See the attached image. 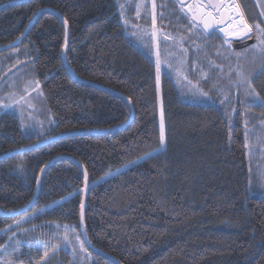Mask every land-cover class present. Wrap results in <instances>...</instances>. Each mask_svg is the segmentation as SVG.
<instances>
[{
	"label": "trees",
	"instance_id": "trees-1",
	"mask_svg": "<svg viewBox=\"0 0 264 264\" xmlns=\"http://www.w3.org/2000/svg\"><path fill=\"white\" fill-rule=\"evenodd\" d=\"M237 1L249 24L264 22L256 0ZM11 2L0 9V47L20 38L41 12L15 49L28 47L24 58L35 68L56 125L45 135H25L16 115L0 114V156L71 136L0 161V211L12 213L29 205L44 167L65 158L46 170L27 211L0 214V232L31 217L0 235V250L16 263L39 264L60 248L64 264H78L73 247L82 245L91 264H115L82 239L79 164L89 183L87 238L119 264H264V198L255 193L264 180V99L256 105L244 98L239 105L232 89L228 108L182 103L172 81L126 39L115 0H0V6ZM158 4L187 30L175 0ZM56 14L69 31L66 61L87 84L64 67L66 32ZM207 42L226 52L221 39ZM247 59L246 86L264 98V54ZM111 92L126 98L134 115L128 126L100 134L130 118L129 105ZM210 94L220 102V91ZM231 109L237 111L232 128L225 112ZM241 115L252 130L251 162Z\"/></svg>",
	"mask_w": 264,
	"mask_h": 264
},
{
	"label": "rangeland",
	"instance_id": "rangeland-1",
	"mask_svg": "<svg viewBox=\"0 0 264 264\" xmlns=\"http://www.w3.org/2000/svg\"><path fill=\"white\" fill-rule=\"evenodd\" d=\"M115 1L118 20L126 39L155 63L161 75L167 76L172 81L182 103L191 106H209L214 103V105L228 108L227 103L231 101L232 89L236 90L234 101L239 105H244L245 99L256 105L260 103L259 99L254 98L256 96L254 91L252 92L249 85L246 86L245 79H242V76L245 78L246 74L244 67L248 70L249 64H251L248 62L247 56L253 54L255 57L260 54L258 49L251 52L247 51L257 43L255 28L243 40L230 44L222 41L226 49V52L223 53L224 50L221 45L215 46L207 40L203 41L189 29H182L181 25L178 28L171 19L172 16L169 12L159 10L158 0ZM256 3L264 18V0H256ZM229 4L231 7L239 6L237 0H229ZM239 8L245 21L249 24L240 6ZM174 10H177L176 7ZM27 50V46H22L0 53V114L7 112L16 115L25 135L35 132L45 135L51 131L56 123L52 119L51 110L37 81L35 68L24 58ZM253 67L258 70L255 65ZM220 83L224 85L221 86ZM245 87H247L246 90ZM215 90L220 91L221 97L220 102L216 104L215 95L210 94ZM225 112L227 113L228 125L232 128L234 120H237V111L231 109V111L225 110ZM243 112L245 110L242 111V114ZM250 114L252 115L249 112L248 116ZM241 116L245 132L247 158L251 162L256 154L252 145L253 137L249 135L252 130L247 128L249 117ZM263 127L264 121L260 125V129ZM145 159H141L137 163ZM127 168H121L104 177L101 182L126 171ZM256 187L255 193L264 198V180L259 179ZM61 203L62 201L57 202L41 212L50 210ZM41 212L39 213L41 214ZM27 219L28 217H25L18 223ZM6 230L0 232V235ZM59 249L53 250V254L39 264H64ZM73 249L78 256V264H91V257L86 254L82 245H75ZM0 264L19 263L9 259L8 251L2 249L0 250Z\"/></svg>",
	"mask_w": 264,
	"mask_h": 264
},
{
	"label": "water",
	"instance_id": "water-1",
	"mask_svg": "<svg viewBox=\"0 0 264 264\" xmlns=\"http://www.w3.org/2000/svg\"><path fill=\"white\" fill-rule=\"evenodd\" d=\"M176 3L177 0H175ZM15 3V2H13ZM12 2L11 3H7V4H3L0 6V9L8 6V5H11L13 4ZM187 1L186 0H181V2H179L178 4L179 5H186ZM238 5L234 6V8H236ZM233 8V9H234ZM239 8V6H238ZM188 13V15L191 17L192 19V15L190 14V12L187 10L186 11ZM239 12H240V8H239ZM41 14V12H39L35 18L31 21L30 25L27 27L26 31L21 35L20 38H18L15 42L7 45V46H3V47H0V53H3V52H8L10 50H13L15 49L27 36L29 30L31 29L33 23L35 22V20L37 19V17ZM57 16H59L58 14H56ZM234 16H237L238 18V13L237 12H234ZM63 25H64V28H65V32H66V40H65V44H64V47H63V52H62V59H63V64H64V67L65 69L68 71V73L72 76L73 79L75 80H78L79 82L83 83V84H87L81 80H79L74 74L73 72L71 71L67 61H66V50H67V45H68V41H69V31H68V28H67V24L66 22L61 18V16H59ZM193 20V19H192ZM194 22H196L195 20H193ZM207 33H209L207 30H206ZM223 35V34H222ZM250 35V33L247 35V36H241L240 38H234V39H231L230 41L231 42H237V41H240V39H244L246 37H248ZM224 36V35H223ZM113 93V92H111ZM114 95L120 97L122 100H124L128 105H129V108H130V118L129 120L121 125V126H118V127H115V128H112V129H109V130H105V131H102V132H99L100 134H110L116 130H119V129H122L126 126H128L130 124V122L132 121V118H133V115H134V110H133V107L131 105V103H129V101L122 97L121 95L119 94H116V93H113ZM71 136V134H65V135H61V136H57V137H54V138H50L44 142H40L32 147H29L27 149H23V150H17V151H14V152H11V153H8V154H5L3 156H0V161L4 160V159H7L13 155H16V154H20L22 152H26V151H31V150H34L36 148H39L40 146H43L45 144H48V143H51V142H54V141H57V140H61L63 138H66V137H69ZM61 159H65V158H56L54 160H52L50 163H48L44 169L41 171L40 175H39V178H38V182H37V187H36V191H35V195L33 197V199L31 200V202L29 203L28 206H26L25 208H23L22 210H19L17 212H12V213H4V212H1L0 211V214L5 216V217H16V216H19L21 214H23L25 211H27L35 202L37 196H38V193H39V190H40V185H41V181H42V178H43V175L44 173L46 172V170L53 164L55 163L56 161L58 160H61ZM73 162H75L74 160H72ZM76 163V162H75ZM77 164V163H76ZM78 166L82 169V172H83V175H84V191H83V197H82V206H81V210H80V222H81V227H80V231H81V236H82V239L84 241V243L86 244L87 248L89 250H91L93 253H96V254H99L109 260H111L112 262H114L115 264H119L117 261H115L113 258L109 257L108 255L100 252L99 250L95 249L92 247V245L90 244L88 238H87V234H86V229H85V223H84V211H85V206H86V197H87V192H88V188H89V183H88V179H87V175L84 171V169L78 164Z\"/></svg>",
	"mask_w": 264,
	"mask_h": 264
},
{
	"label": "snow or ice",
	"instance_id": "snow-or-ice-1",
	"mask_svg": "<svg viewBox=\"0 0 264 264\" xmlns=\"http://www.w3.org/2000/svg\"><path fill=\"white\" fill-rule=\"evenodd\" d=\"M177 2L179 3L181 0H177ZM223 5L224 0H197V3L192 8H189V12L192 13L193 20L199 19L205 30H209L219 24L225 25V27L219 30L224 33V42L226 44L231 43L228 39L229 37L247 36L249 33H252L253 28H255L257 43L254 44L251 49H247V51L251 52L258 49L261 54H264V22L256 23L254 26L249 25L245 21L243 14L239 12L238 6L231 9V5H228L224 9V13H222L221 7ZM193 8L195 9L194 12ZM228 9H231V11ZM232 12H237L238 18L232 15ZM242 79L245 78L242 76ZM254 98L264 99L260 98L258 94ZM161 141L163 142V136H161ZM43 255L44 257L49 255L47 250L44 251Z\"/></svg>",
	"mask_w": 264,
	"mask_h": 264
},
{
	"label": "flooded vegetation",
	"instance_id": "flooded-vegetation-1",
	"mask_svg": "<svg viewBox=\"0 0 264 264\" xmlns=\"http://www.w3.org/2000/svg\"><path fill=\"white\" fill-rule=\"evenodd\" d=\"M187 3L186 5H179L177 4V9L179 11V15L181 16V20L182 25L185 26L186 29H189L190 31L194 32L197 37H199L202 40H209L210 38L212 39H221L222 41L225 40V37L223 36L224 33L222 31H220V28L225 27V25L223 24H219L216 25L215 27L207 30L209 33L206 32V30L204 29L203 25L200 23L199 19H195L196 22H194L191 17L188 15V13L186 12L187 10L189 11V8H192L196 3L197 0H186ZM229 4V0H224V5L221 7V12L224 13V9L225 7H227ZM234 7H231V9H233ZM231 9H228L229 11H231ZM210 10V9H209ZM195 11V9L193 8V12ZM192 15V13H190ZM215 15V13H214ZM232 15H234V12H232ZM223 34V35H222ZM241 36H231L228 39H234V38H240ZM245 39V38H244ZM240 40H243L240 39Z\"/></svg>",
	"mask_w": 264,
	"mask_h": 264
},
{
	"label": "crops",
	"instance_id": "crops-1",
	"mask_svg": "<svg viewBox=\"0 0 264 264\" xmlns=\"http://www.w3.org/2000/svg\"><path fill=\"white\" fill-rule=\"evenodd\" d=\"M28 220H30V219H27V220H25V221H23V222H26V221H28ZM23 222H22V223H23ZM19 225H20V223H17L16 225H13V227H11V228L7 229V231H6V232H9V231H11L12 229H14V228L18 227Z\"/></svg>",
	"mask_w": 264,
	"mask_h": 264
}]
</instances>
